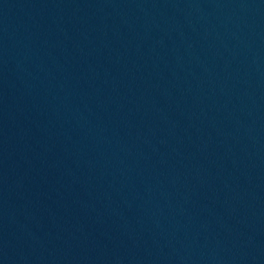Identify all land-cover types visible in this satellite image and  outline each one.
I'll return each instance as SVG.
<instances>
[{
    "label": "water",
    "instance_id": "obj_1",
    "mask_svg": "<svg viewBox=\"0 0 264 264\" xmlns=\"http://www.w3.org/2000/svg\"><path fill=\"white\" fill-rule=\"evenodd\" d=\"M0 264H264V0H0Z\"/></svg>",
    "mask_w": 264,
    "mask_h": 264
}]
</instances>
